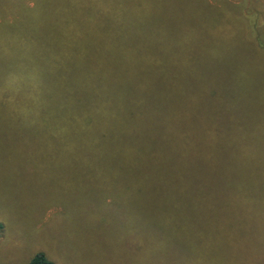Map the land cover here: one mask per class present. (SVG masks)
Segmentation results:
<instances>
[{"label": "rangeland", "instance_id": "1", "mask_svg": "<svg viewBox=\"0 0 264 264\" xmlns=\"http://www.w3.org/2000/svg\"><path fill=\"white\" fill-rule=\"evenodd\" d=\"M13 1L16 9L6 11L10 4L0 0V33L3 24L18 29L27 16L34 15L40 0ZM141 7L151 14V28L154 12H159V38L163 33L167 41L162 45H170L169 52L163 50L159 57V80L148 88L143 84L142 100H134L139 109L149 103L159 105V149L153 147L141 118L134 124L128 115L116 113L103 102L106 129L94 130V138L103 148V165H51L48 156L17 152L19 147L11 149L9 146H16L7 142H20L23 130L14 121L3 120L10 117L3 113L7 107L3 101L12 99L16 89L9 87L14 80L6 74L0 79V264H29L38 252L55 264H200L193 262L192 251H179L178 241L174 243V236L182 235L188 242L190 235L188 227L185 231L171 228L178 224L175 217L179 213L175 212L181 213L183 221L197 220V203L207 202L221 215L247 217L246 221L254 222L253 215L264 214V0H159V7L144 0ZM181 8H201V14L190 18ZM151 28L148 36L144 24L140 28L148 53H154L156 41ZM101 34L102 29L93 34L95 42L76 60L79 70L89 69L91 52L98 54L102 46L101 39H96ZM178 37L186 38L184 44L189 46L179 50ZM19 40L14 37L11 41ZM149 67L144 71L149 72ZM17 76L20 80L21 75ZM112 79L108 77L105 83ZM100 83L93 80L91 85ZM180 107L192 111V116L200 111V117L211 121L203 130H224L234 141L239 139L240 149L247 148L246 138L259 126L253 141L259 149H254L252 165L218 158L200 140L196 125L192 130L179 120ZM132 126L142 129L143 160L122 159L112 144L116 136L130 135ZM188 137L191 159L177 156ZM145 146L152 148L153 155ZM157 202L159 243L151 230V211L153 206L158 209ZM165 211L170 212L169 217ZM207 213L202 210V215ZM246 238L248 242L239 239L223 250L231 252L234 264H249L250 251L242 245L257 243L253 258L264 264V236ZM155 245L159 247L154 251Z\"/></svg>", "mask_w": 264, "mask_h": 264}, {"label": "trees", "instance_id": "2", "mask_svg": "<svg viewBox=\"0 0 264 264\" xmlns=\"http://www.w3.org/2000/svg\"><path fill=\"white\" fill-rule=\"evenodd\" d=\"M143 1L87 0L86 4H82L83 0H40L33 9L34 15L27 16L24 23L17 25L18 29L12 30L3 24V32L0 33V67L3 66V75L0 74V79L6 74L14 80L9 89H16L11 100L3 101V105H7L3 113L11 117H3V120H12L23 130L20 142H7L16 146L9 148L19 147L17 152L24 155L30 151L34 157L48 156L51 165H103V148L94 138V130L101 132L106 129L101 106L105 102L116 113L128 115L130 120L135 121L134 124L139 123L137 117L141 118L149 129L153 147L159 149V105L149 103L148 107L139 109L134 100H142L141 93L145 90L143 84L147 87L155 79L159 80V57L163 50L169 52L170 45H162L167 41L163 33L159 38V12H154L155 24L151 28V19H148L151 14L141 7ZM152 2L159 7V0ZM5 3L10 4V7L4 10L16 9L13 0H5ZM111 5L113 9H110ZM188 11L185 9L182 14L190 18L195 13L198 17L201 14V8ZM142 24L145 26V35H149L148 28L155 33L154 53H148L146 43L142 42ZM99 29H102V34L97 35L96 39H101L102 46L98 54L91 52L89 69L79 70L75 62L84 55L87 45L95 42L93 34L98 33ZM12 32L16 33L13 35ZM185 35L189 36V29ZM14 37L21 40L11 41ZM185 40L178 37L179 50L189 46L184 44ZM3 48L8 55L3 56ZM148 64L149 72L147 69L144 71ZM18 74L21 75L20 80ZM108 77L113 78V81L105 83ZM93 80L101 83L91 85ZM213 105L216 106L215 102ZM179 113V120L189 128L193 130L196 125L194 131L199 132L200 140L208 143L218 158L238 165H245L247 161V165H252L254 149H259L253 142L257 138L256 130L259 126L253 128L251 136L246 138L247 148L240 149L243 145L239 139L234 141L233 136L225 134L224 130H203L202 127L211 121L200 117V111L195 110L196 116H192V111L180 107ZM115 138L112 144L122 159L143 160L140 152H144V148H140L143 133L140 127L132 126L130 135ZM108 139L105 138L104 145ZM181 145L177 149V156L190 158L191 138L188 137ZM145 149L153 155L151 147L149 149L145 146ZM197 204L200 205L194 210L195 216L199 214L197 220L185 218L183 221L181 213L177 211L175 214L179 213V216L175 217V222L178 224L171 226L180 231L189 228L188 242L180 235L174 236V243L178 241L179 251L187 249L189 254L192 251L194 263L234 264L231 252L224 251L223 246L227 247L230 242L235 243L239 239L248 242L246 237L250 234L264 236V214L253 215L254 222H251L246 221L247 217L239 218L229 213L221 215L211 203ZM157 205L158 209L155 210L156 206H153L151 211V230L155 241L159 243V227L155 224L159 220V202ZM203 209L208 212L206 215H202ZM225 209L231 210L227 206ZM164 213L169 217V211ZM238 235L242 238H238ZM157 247L159 245L152 249L155 251ZM242 247L250 251L249 264H257L253 250L256 256L258 244L253 246L248 243ZM232 248H236L235 245ZM29 264L55 263L44 253L38 252ZM242 264L245 263L242 261Z\"/></svg>", "mask_w": 264, "mask_h": 264}]
</instances>
